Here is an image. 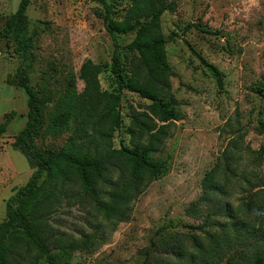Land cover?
Instances as JSON below:
<instances>
[{
    "label": "rangeland",
    "instance_id": "374dc122",
    "mask_svg": "<svg viewBox=\"0 0 264 264\" xmlns=\"http://www.w3.org/2000/svg\"><path fill=\"white\" fill-rule=\"evenodd\" d=\"M19 1L0 0V30ZM176 2L175 11L161 17L167 61L173 72L169 78L173 100L162 97V104L175 114L162 151L151 155L163 169L132 203L130 220L115 228L98 215L91 198L88 203L65 202L51 213L47 223L54 230L76 239L97 237L91 252H74L69 264H156L168 260L181 264L168 246L180 244L190 250L185 241L189 235L214 230L206 226L205 218L217 220L214 214L225 204L237 207L241 200L254 199L256 192L264 190V131L260 130L264 124V0ZM129 3L117 0L118 19ZM26 14L33 43L27 63L14 53L11 42L0 38V124L4 113L14 110L17 114L6 130L0 131V222L6 219V201L34 171L12 146L27 115V95L13 86L18 67L28 68L30 85L37 90H58L63 77L73 74L79 92L83 88L78 79L82 63L89 59L100 65L101 90L120 96L121 125L113 134L114 148L129 146L131 110L141 112L150 103L137 93L120 89L112 69L113 46L98 16V4L90 0H30ZM133 38L134 33L122 35L119 43L125 46ZM132 54L119 52L116 69L123 76ZM199 57L217 68L221 84ZM69 135L70 131L57 138L36 136L34 142L37 147L57 151ZM227 168L232 175L227 174ZM212 172L220 192L205 188V179ZM235 174H245L255 187ZM192 204H196L194 210Z\"/></svg>",
    "mask_w": 264,
    "mask_h": 264
},
{
    "label": "trees",
    "instance_id": "16d2710c",
    "mask_svg": "<svg viewBox=\"0 0 264 264\" xmlns=\"http://www.w3.org/2000/svg\"><path fill=\"white\" fill-rule=\"evenodd\" d=\"M90 1L98 4V16L110 37L112 69L120 89L137 93L150 103L141 112L131 110L129 146L114 148L113 134L121 125L120 96L101 90L100 65L89 59L82 63L78 79L83 88L79 92L73 74L63 77L58 90H37L30 85L28 68H17L13 86L27 95V115L12 146L34 171L6 201V219L0 222V264H69L74 252H91L96 235L76 239L58 232L47 223L51 213L65 202L88 203L91 198L94 210L115 228L130 220L132 203L163 169L151 155L162 151L175 114L162 104V97L173 100L169 94L173 72L167 61L161 17L174 12L177 2L130 0L118 19L117 0ZM29 3L30 0H20L15 13L0 30V38L12 43L14 53L23 63L29 60L33 47L26 14ZM200 32L212 34L209 30ZM128 33H134V38L122 46L119 38ZM122 50L133 53L124 76L116 69ZM199 59L221 84L217 68ZM16 115L14 110L3 114L1 132ZM260 130L264 131V124ZM69 131L65 144L57 151L35 145L36 136L57 138ZM226 172L233 174L228 168ZM244 175L235 174L255 187ZM214 182L212 172L205 179L206 190L220 192V185ZM255 196L247 202L241 200L237 207L225 204L215 212L217 220L205 218L206 226L214 230L202 228L200 235H189L185 241L190 250L180 244H166L171 248V256L181 264H264V190ZM195 205L192 204V210ZM156 264L174 263L168 260Z\"/></svg>",
    "mask_w": 264,
    "mask_h": 264
}]
</instances>
